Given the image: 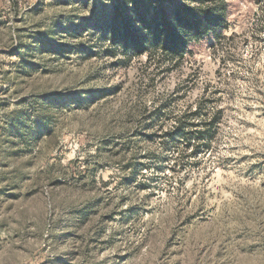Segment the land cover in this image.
<instances>
[{
    "label": "rangeland",
    "instance_id": "374dc122",
    "mask_svg": "<svg viewBox=\"0 0 264 264\" xmlns=\"http://www.w3.org/2000/svg\"><path fill=\"white\" fill-rule=\"evenodd\" d=\"M121 1L0 0V264H264V0L180 61Z\"/></svg>",
    "mask_w": 264,
    "mask_h": 264
},
{
    "label": "trees",
    "instance_id": "16d2710c",
    "mask_svg": "<svg viewBox=\"0 0 264 264\" xmlns=\"http://www.w3.org/2000/svg\"><path fill=\"white\" fill-rule=\"evenodd\" d=\"M130 2L134 7H129ZM130 2L122 0L115 7L108 35L112 43L120 44L134 54H145L148 58L160 51L171 60L180 61L185 55L192 54L193 44L205 37L211 36L217 42L222 36L218 29L227 27L225 0H199V5L169 9L153 0ZM132 9V17L144 30L142 35H137L128 25L127 18Z\"/></svg>",
    "mask_w": 264,
    "mask_h": 264
}]
</instances>
